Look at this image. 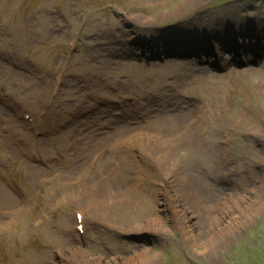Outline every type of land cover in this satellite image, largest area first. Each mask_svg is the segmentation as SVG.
<instances>
[{
  "label": "rangeland",
  "instance_id": "374dc122",
  "mask_svg": "<svg viewBox=\"0 0 264 264\" xmlns=\"http://www.w3.org/2000/svg\"><path fill=\"white\" fill-rule=\"evenodd\" d=\"M215 23L222 29L211 32ZM212 33L230 37L231 48L243 39L255 42L262 53L235 65V56L218 52L219 39ZM186 43L197 52L184 50ZM263 45L264 0H0V117L6 121L0 125V264H92L80 259L97 253L104 257L115 242L148 247L157 264H264V205L259 209L256 204L264 200ZM158 47L163 54L143 58ZM205 49L213 55H203ZM238 53V59L249 56ZM209 57L212 64L206 62ZM211 74L225 78L211 80ZM23 112L34 118L35 134L20 119ZM165 114L179 125L202 114L189 130L196 144L186 149L151 139L148 135H160L153 120ZM99 128L105 133L95 134ZM22 135L25 144L16 141ZM114 142L123 143L121 155L97 157L99 168L93 170L94 150ZM164 146L175 153L172 160L184 179L155 182L151 198L147 189L142 193L165 235L105 231L107 218L114 217L108 216L113 205L108 198L123 190V201L133 196L137 203L141 196L132 187L141 190L154 180L151 156ZM207 147H214L213 162L220 163L215 180L214 163L206 162L211 167L207 176L200 164ZM185 152L189 160L181 157ZM114 160L121 169L109 177ZM128 164L129 169L139 167V177L133 178ZM80 172H88L85 185H98L86 189L102 192L101 216L107 218L98 225L92 208L80 210L85 231L78 236L72 207L79 194L65 192ZM58 173L60 186L52 179ZM104 175L120 184L103 187ZM195 177L215 190L201 188L202 196L192 197ZM186 179L188 198L178 204L191 207L190 223L201 202L222 223L231 214L237 219L231 225L235 236L228 235L214 256L187 243L175 217L173 199L183 197ZM218 191L220 203L213 204ZM68 240L82 252L75 262L65 260L74 248Z\"/></svg>",
  "mask_w": 264,
  "mask_h": 264
},
{
  "label": "bare ground",
  "instance_id": "6f19581e",
  "mask_svg": "<svg viewBox=\"0 0 264 264\" xmlns=\"http://www.w3.org/2000/svg\"><path fill=\"white\" fill-rule=\"evenodd\" d=\"M230 18L226 16V20H229ZM235 22V20L233 21ZM203 25V24H202ZM201 26V25H200ZM212 27V31L217 27V24L215 23V25H211ZM201 28V27H200ZM217 28H221L217 27ZM178 36L181 37V33L177 32ZM239 34V32H238ZM213 39H219L218 40V49L221 53V51L224 54L229 55H237L238 51H242L244 52V55L247 56L245 58L241 60H239L238 58L234 59L235 60H239L238 62L235 63L238 64L239 62L241 64L247 62L252 61V57H255V55L257 54H261L262 52H260V50H258L257 48V43H249L248 41H246L245 39L239 41L236 44H234V48H231V40L229 39L230 37L228 35L229 38H226L225 36L222 37L220 36V34L218 33H212L211 34ZM181 39L183 41H188L190 39H184V38H178ZM189 42V41H188ZM217 43V42H216ZM190 47H192V45L190 43H186L184 44L183 48L184 50H188L190 49ZM264 47V45L262 46ZM261 47V48H262ZM160 47H158L159 49ZM155 50H157V47L154 48ZM193 50V49H191ZM228 50V51H225ZM263 53H264V49ZM194 51V50H193ZM207 52L204 53V51L202 52L203 55L206 54H210L213 55V53H211L210 50H206ZM225 51V52H224ZM233 51V52H232ZM160 54H163V50L159 49ZM196 52V51H194ZM158 51H153L150 53V57H154V55L157 56ZM254 55V56H253ZM226 56V55H225ZM147 59V58H146ZM201 62V61H199ZM207 63L209 62V59L207 58ZM233 62V61H232ZM232 65V64H231ZM211 77L213 79L211 80H220L225 78V76L220 75V79L218 77L215 78V76H213L211 74ZM213 82V81H212ZM202 114H199V116H195L193 119L190 118L191 121H189L190 123H185L183 125H179L175 122L174 120V116L171 114H165V116H160L157 115L156 119L153 120V126L158 128V133H160V135H148V136H152L153 140L155 141H160V143H169L172 145H177V148H179L182 145H185V148L187 149L190 145V143H195L196 144V138H194V136L192 134L189 133L190 127L192 125H195L197 121L195 120H200V118L202 117ZM174 120V121H173ZM94 122V121H92ZM9 122L7 121V124ZM3 124H6V121L3 120ZM152 126V127H153ZM101 128V127H100ZM97 130L95 132V134H100V133H105V131L102 130ZM1 131V130H0ZM107 133V132H106ZM128 137H130L129 139H131L132 137L135 136V134H126ZM211 136V134H206L205 138H209ZM212 137V136H211ZM121 139V137H120ZM122 140V139H121ZM115 144V145H114ZM114 144H108L106 147L101 148V149H95L92 154L99 157V159H101L102 156H105V158H112L114 157V155H116V158L119 157L121 155V152L119 149L121 147H124V145L122 146V144H118L116 142H114ZM127 146V145H125ZM131 148H133V146H130ZM161 147V146H160ZM165 147V146H164ZM212 150H214V147H211ZM209 149V147H207L204 152L202 154H198L199 159H200V164L202 165V168H204V171L206 174L204 175H208L207 172L211 169L210 166L207 165L206 162H208V164H213V159H214V155L212 150ZM119 150V151H118ZM151 150V149H150ZM185 151L184 149H179V151H176L178 153ZM198 153L202 152V148H199ZM118 152V153H117ZM154 154L151 156L153 157L152 160L150 162V169L151 172L153 174V179L154 180H150L148 181V187L146 184V187H142L141 190H134L132 187V191L134 192V194L136 193L137 195H140L141 198L139 199V201L137 203H135L137 200H134L132 197L130 196L129 199H125V194L122 193L123 190H117L116 192L114 191L113 194L108 198V200L110 201V203H113V205H111V210L108 214V216H114L113 218H107L105 216V214H102L101 216V209L103 207V204L105 202V198L103 199V195L102 192H100V190L98 189H86L88 186H92V185H96V187H98V185L96 184V182H91L89 185H85V177L87 176L86 174H81L78 173L76 175L75 178H73L72 186L70 187H66V190L69 192H65L68 195L69 194H79V197L77 198V200H75V206L74 208H76L77 210H82V209H89L92 208L91 211L93 212V217H94V222L96 224L99 225L98 220H105V218L108 219L107 221V226H105L104 230L105 231H110L107 229L111 228L112 233L114 234H123V233H135L138 231H143V232H147L148 234H151L153 236L157 235L158 236H164L165 235V230H164V225L161 221V219L159 218V216H157L158 214H156L153 209L151 204L148 203V196L145 193H142L143 189H147L148 193H149V198L150 194H152L155 189L152 188L153 184L162 179H171L174 182H179L180 180H183L184 178L179 177V172H178V168L177 165L174 164L173 160H172V156L175 154L171 149H169L168 147H165L163 149H161V151L159 152L155 150V152H153ZM108 155V156H107ZM183 156L184 160H189V155L185 152L183 154H181ZM197 155H194L193 157H198ZM94 157V156H92ZM90 158L89 162V166H93V170H98V166L97 164V158ZM160 159H163L160 161ZM102 160V159H101ZM95 161V162H94ZM114 165L115 167L112 166V169L109 172V177L112 175H117L118 174V170L121 169V166L118 165L117 161L114 160ZM99 163V162H98ZM136 163H139V160L136 161ZM219 164L220 163H214L213 166H215L216 168L214 171V174H216L217 176H213L211 175V177H214L215 179H218L220 177V169H219ZM125 165V164H124ZM140 167H143V164H140ZM128 169H129V164L127 165ZM135 167L137 170L134 169H129V171L134 175L133 178L135 177H139V173L137 172L139 170V167L136 166ZM187 167V166H186ZM164 169L168 170V174L164 173ZM78 172V171H77ZM105 174V172H104ZM210 174V173H209ZM213 174V172L211 173ZM175 178H179L178 181L175 180ZM196 178V177H195ZM52 179L58 182L59 186L62 185L63 180H62V176L60 173L54 176H52ZM108 180V181H107ZM197 182L194 183L196 185V187H194V193L192 194V197L198 198L197 196H202V192H201V188L204 189H210V190H215V188H212V186L209 184H207L205 182V180H203L201 177L196 178ZM186 184L183 185L184 187V191H183V197L180 198V195L178 196V198H176L174 195V204H172L174 212L176 213L175 217H178L177 222L180 225V229L182 230L183 234H184V238L186 239L185 241H187V243L189 242V244L191 246H195V248H200L201 253L203 254L204 252L211 254L212 256H214L212 253L216 252V250H220L222 247H224L226 245V243L228 242L227 236L232 235V237L235 236V230H232V222L234 223L235 220V215L231 214V219L229 221H227L226 223H222L220 222V219L217 218L216 216H214L212 213L210 214L209 208L210 205L208 203L205 202H201V203H197L195 204L196 206H198L200 209L195 208V211L197 213V217L196 220L193 223L189 222V209H191V207L189 205H186V207H183L180 209L179 206V200L180 199H187L188 198V193L186 192V188L187 187V179L185 180ZM74 184H79L78 185H74ZM103 187H113L116 185H119L120 183H113L112 180L108 179L106 177V175L103 176L102 182H101ZM82 185L84 186L82 188ZM123 185V184H122ZM154 187V186H153ZM182 187V188H183ZM83 189V190H82ZM132 192V193H133ZM224 193H229L228 190H224ZM64 191L62 193L65 194ZM140 193V194H139ZM217 198H215L214 200H212L213 204H217L220 203V196L222 195V193H220V191H218ZM176 198V199H175ZM194 198V199H195ZM264 198V195L263 197ZM127 200V201H126ZM226 199L224 198L223 201L225 202V204L227 205V201H225ZM231 200V198H230ZM106 203V202H105ZM260 208V206L264 205V200H260L259 202L256 203ZM78 205V206H77ZM194 205V206H195ZM194 208V207H193ZM250 208V207H249ZM104 210V208H103ZM207 210V212H206ZM90 211V212H91ZM89 212V213H90ZM91 214V213H90ZM100 215V216H99ZM239 215V214H238ZM132 217V218H131ZM131 218V219H130ZM240 218H238L239 220ZM100 224H102L100 222ZM200 231H203L201 233H203L201 235V233L199 234ZM58 240V237L53 238L52 240ZM188 239V240H187ZM67 242V241H66ZM87 245H90L88 242H86ZM68 247H74L73 250L68 251L66 254L68 255V257H65L66 261H72L75 262L76 260L80 259V256L82 255L81 249L74 243L70 242L68 240ZM56 250H58L59 252L64 251V248H56ZM59 252H56V254H59L60 257L62 258L63 255ZM106 255H104V257L101 256V254H96V255H84L83 260L85 262H91L92 264H157V258H156V253L152 252V250H150L148 247L146 246H136V245H125V244H118L117 242H115L114 244H111L109 247H106L105 249ZM31 263H27V264H37V260H31ZM39 263V262H38Z\"/></svg>",
  "mask_w": 264,
  "mask_h": 264
}]
</instances>
